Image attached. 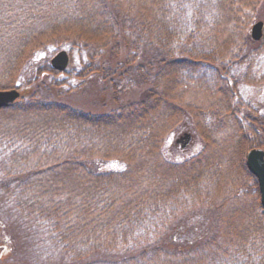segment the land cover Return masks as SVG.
I'll list each match as a JSON object with an SVG mask.
<instances>
[{
    "label": "trees",
    "instance_id": "16d2710c",
    "mask_svg": "<svg viewBox=\"0 0 264 264\" xmlns=\"http://www.w3.org/2000/svg\"><path fill=\"white\" fill-rule=\"evenodd\" d=\"M258 19L264 0H0V88L24 87L0 109L9 259L264 264V207L246 164L264 147V114L234 78L264 54V35L250 31ZM61 48L85 56L63 80L50 62ZM187 117L203 147L172 161L166 131ZM213 182L207 212L169 223L164 208L182 184ZM37 236L55 248L48 260L37 261Z\"/></svg>",
    "mask_w": 264,
    "mask_h": 264
},
{
    "label": "rangeland",
    "instance_id": "374dc122",
    "mask_svg": "<svg viewBox=\"0 0 264 264\" xmlns=\"http://www.w3.org/2000/svg\"><path fill=\"white\" fill-rule=\"evenodd\" d=\"M54 53H52L51 56H53ZM69 53H70L71 66L74 65L76 68L81 67V61L83 60V58H85V56L81 55L80 52H78L77 50H74L73 52H69ZM257 57L258 58H256L253 61V65H250V62H247V67L245 65L242 67L238 66L235 69L236 71L234 73V78L237 79L238 81L237 88L243 100H245L250 105H252L257 110L261 111L264 114V80L260 83L254 82V81H259L260 76L264 74V54L263 55L260 54ZM58 71H60V73L56 74L55 76H57V78L61 80L65 79L67 76V72H65V70H58ZM241 72H245L247 74L243 75V73ZM47 78L50 77L48 76ZM23 81L24 79H20L21 83ZM6 88H11V87H6ZM23 88L24 87L22 85L20 89ZM138 93H139V88H133V91L129 90V92L124 94V98H135L138 96L137 95ZM199 98L200 97L198 96L196 97L194 96L190 99L192 103H195L193 101L201 100ZM186 132H190L192 134V139L189 143L182 146L183 145L182 142L180 141L177 142V138H181V136H184ZM203 143H204V138L201 135L200 128L195 125V122H193L192 118L187 117V119H183L182 121H180V123L174 124L170 129L166 131L165 139L163 143V150L165 156L168 159L172 161H179V160L182 161L185 160L186 158H189L197 154V152L203 147ZM114 164L122 168L126 167L127 165L126 163L123 162L121 163L119 161L115 162ZM187 184L186 185L182 184V186L178 188L176 196L175 198H173L174 199L173 201H169L168 203L166 202L168 206L166 209L164 208V212L169 213L167 216H168V221L171 224L173 221L177 222V219L180 220L185 219L186 222L187 220L193 222L196 219V217L200 216L201 213L207 212L210 203H206V200L217 198L216 195H212L209 192L212 190V192L216 194L217 191H220V187H218V185L216 187V184L214 182H213L214 186L208 189H203L201 191L199 190L198 186L189 187L190 184L188 185ZM39 240H40L39 236L34 238V241L39 242ZM4 245L5 243L3 244V242L0 241V264H25V263L29 264L32 261V258L29 255L27 256V258H25L24 253L14 254L12 258L9 259V256L12 255L13 252L9 251L8 244L6 245L7 247H5ZM35 246L41 247V249L38 250L41 254H43L42 255L43 258L42 259L39 258L37 260V261L40 260L39 262H41V260H48L50 253L51 252L53 253L55 250L54 247L52 249L45 247L43 245V242L41 241L37 243ZM54 260L55 259L53 258V261Z\"/></svg>",
    "mask_w": 264,
    "mask_h": 264
},
{
    "label": "water",
    "instance_id": "95a60500",
    "mask_svg": "<svg viewBox=\"0 0 264 264\" xmlns=\"http://www.w3.org/2000/svg\"><path fill=\"white\" fill-rule=\"evenodd\" d=\"M264 21L257 20L251 27V35L254 39H261L263 36ZM70 61V55L67 49L58 50L52 57L51 63L54 68L64 70ZM21 96V90L16 87L0 88V108L13 103ZM183 145L192 138L190 132H186L183 136ZM182 139H177L180 141ZM246 163L249 170L257 177L261 194V202L264 206V148L261 146L253 147L246 154Z\"/></svg>",
    "mask_w": 264,
    "mask_h": 264
}]
</instances>
